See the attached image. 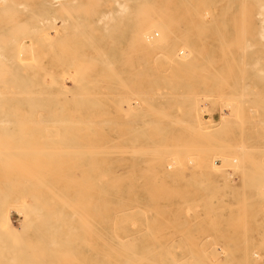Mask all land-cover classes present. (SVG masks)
I'll use <instances>...</instances> for the list:
<instances>
[{"label": "rangeland", "instance_id": "rangeland-1", "mask_svg": "<svg viewBox=\"0 0 264 264\" xmlns=\"http://www.w3.org/2000/svg\"><path fill=\"white\" fill-rule=\"evenodd\" d=\"M12 1L0 30L66 20L0 44V264H264V0L161 1L151 51L112 0Z\"/></svg>", "mask_w": 264, "mask_h": 264}, {"label": "bare ground", "instance_id": "bare-ground-1", "mask_svg": "<svg viewBox=\"0 0 264 264\" xmlns=\"http://www.w3.org/2000/svg\"><path fill=\"white\" fill-rule=\"evenodd\" d=\"M8 1V2H7ZM63 1V0H62ZM94 1H96V0H94ZM98 1V0H97ZM100 1V0H99ZM115 4H116V7H114L113 9H109L108 8V10H106V11H104V13L102 12V13H100V15H99V17L97 18L98 20H99V22H101V23H103L102 25H105L108 21H109V23L111 22V24L112 25H115V23L116 22H121V20L120 19H123V20H127V21H129V22H131L132 23V25L133 24H135V22H137L138 20L137 19H139L140 18V20L137 22V23H139L138 24V26H137V24L135 25L136 26V29L135 30H133L131 33H128V35L129 36H131V38H132V40L131 39H129V40H131V41H136V40H133V39H138L139 40V38L140 39H143V45H145V46H147V48H148V46H149V44L151 43V31H153L152 30V28L153 27H155L156 29V33L158 34V31H159V35L157 36V37H159V41H160V43H159V47H160V45H169V43H167V40L169 39L168 38V32L170 33V34H172L171 33V30H172V28L170 27V28H167V26L168 25H171L170 23H174L173 21H174V18L173 19H171V17L169 18V12H170V10L168 11V9L166 8V11H163V9L165 8L164 6H163V9H162V11H160L161 9H160V3H161V1H164L165 2V4H169L171 1L170 0H112ZM52 2H56L57 4H59L60 2H59V0H52ZM59 2V3H58ZM74 2V1H73ZM89 2L90 1H86L85 3L86 4H89ZM112 2V3H113ZM183 2V1H182ZM244 2V1H243ZM4 3H6V9H5V12H6V10H7V12H8V14L10 13V11H12L11 12V15H10V17H12V15L13 14H15L16 12L15 11H13L12 10V8H10V5H12L13 7H14V4H15V2L14 1H10V0H0V13H3V11H1V9H2V7H4L3 5H4ZM46 3V2H45ZM56 3H55V5H56ZM85 3H84V6H85ZM92 3V2H91ZM90 3V4H91ZM103 3H105V1L103 2ZM185 3H186V1L185 2H183V3H181V5H185ZM17 4V3H16ZM20 4H22V3H20ZM48 4L51 6V4H50V2L48 1ZM68 4V3H67ZM95 4H96V2H95ZM99 3H97V5H98ZM115 4H113V6L115 5ZM180 4V3H179ZM53 6H54V4H52ZM80 5V4H79ZM79 5L77 6V7H79ZM93 5H94V2H93ZM107 5H108V3H107ZM111 5V4H110ZM163 5V4H162ZM16 6V5H15ZM19 5H17L16 7H18ZM21 6V5H20ZM19 6V7H20ZM41 6H42V4H41ZM44 6V5H43ZM59 6H61V4H59ZM63 6V5H62ZM61 6V12L63 13V15L64 14H68L67 12L69 11V9H68V11H65L66 9H64L63 7ZM109 6V5H108ZM113 6H109L110 8L111 7H113ZM245 6V5H244ZM249 6V5H248ZM11 9H9V8ZM70 8H71V6H69ZM77 7L75 8V9H77ZM90 7H91V5H90ZM167 7V6H166ZM174 7V6H173ZM178 7V6H177ZM242 7V6H241ZM21 8V7H20ZM22 8H24V7H22ZM50 8V7H49ZM64 10H63V9ZM67 8H68V6H67ZM73 7H72V10H75ZM80 8V7H79ZM85 8H87V6L85 7ZM89 8V7H88ZM162 8V7H161ZM183 8V7H182ZM187 8V7H186ZM27 9H28V6H27ZM26 9V10H27ZM81 9V8H80ZM80 9H78L79 11H80ZM90 9H92V8H90ZM160 9V10H159ZM15 10V9H14ZM78 10L76 11L75 10V12L76 13H78ZM243 10V9H242ZM56 11H58V10H56ZM64 11L66 12V13H64ZM89 11V10H88ZM92 11V10H91ZM91 11H89L90 13H91ZM186 11H188V10H186ZM239 11V10H238ZM262 11V10H261ZM260 11V12H261ZM95 12H97V11H92V13H95ZM164 12H166V13H164ZM168 12V13H167ZM246 12V11H245ZM61 13V14H62ZM75 13V14H76ZM82 13V12H81ZM244 13V12H243ZM5 14V13H4ZM4 14H2L3 16H5ZM83 14V13H82ZM89 14V13H88ZM166 14H168V17H167V15ZM16 15V14H15ZM35 15V14H34ZM95 15H97V14H95ZM263 15V14H262ZM33 16V15H32ZM36 17H37V15H35ZM74 16V15H73ZM171 16V15H170ZM261 16V15H260ZM34 17V16H33ZM59 17V16H58ZM58 17H56V16H53V14L51 15V16H49V17H47L46 15L45 16H38V19H37V22L35 23L36 25L35 26H32V27H30L29 28V30H28V33H27V35H26V31H25V28L27 29L28 28V26L26 25V23L25 24H23V21L22 22H19V25L20 24H22V25H24L23 26V28H22V26H21V28H22V30L24 29V34L25 35H23V36H21L20 34H23V33H20V31H22L21 29H19L20 28V26L18 27V26H16V25H18V23H16L15 24V26H13V27H15V28H13L12 29V27L10 28V29H8V28H4V29H1L0 30V42H1V40H4L3 42L5 43V44H3V42L2 43H0V44H2L3 45V49L6 47L5 45L6 44H8V46H12L14 49H12L13 51V53H14V56L16 57V60H17V58H19L21 55H24V54H22L23 53V51L26 49V48H32V46L30 47V45H31V41H32V39H34V38H36V39H38V38H41V40L42 39H45V38H50L51 39V35H49V31H47L48 29L47 28H51V27H54L55 29H56V32L58 31V23L59 22H57V20L59 19ZM58 18V19H57ZM12 18H10V20H11ZM57 19V20H56ZM67 19H69L68 17H67ZM89 19V18H88ZM97 19H95V21H97ZM30 20V19H29ZM32 20V19H31ZM59 20H61L60 21V25H61V22L64 24L65 23V20H66V18L65 19H63L62 17L59 19ZM120 20V21H119ZM173 20V21H172ZM8 21V20H7ZM70 21V20H69ZM76 21V20H75ZM84 22V21H83ZM98 22V21H97ZM98 22V23H99ZM4 23V22H3ZM10 23H12V22H10ZM9 23V24H10ZM62 24V25H63ZM81 24V23H80ZM80 24H77V21H76V25L78 26V25H80ZM87 24H88V22H87ZM140 24H141V26H140ZM7 25H8V23H7ZM109 25V24H108ZM5 26H6V24H5ZM26 26V27H25ZM72 26H74L73 25V22H72ZM76 26V27H77ZM89 26V25H88ZM90 26H91V24H90ZM106 26V25H105ZM140 26V27H139ZM18 27V28H17ZM79 27H81V26H78V28ZM139 27V28H138ZM65 28V27H64ZM165 28H167V29H165ZM13 31H12V30ZM17 29V31H15ZM19 29V30H18ZM77 29V28H76ZM75 29V30H76ZM79 29H81V28H79ZM90 29H91V27H90ZM114 29V28H113ZM197 29V28H196ZM74 30V29H73ZM74 30V31H75ZM78 30V29H77ZM106 30V29H105ZM117 30V29H116ZM168 31V32H163V31ZM174 30V29H173ZM173 30H172V32H173ZM12 31V32H11ZM19 31V33H17ZM79 31V30H78ZM16 34V36L17 37H19V35L21 36V37H19V38H16L15 37V35H13L14 33ZM81 32H84L82 29H81ZM92 32H96L95 30L94 31H92ZM106 32V31H105ZM163 32V33H162ZM153 34V33H152ZM260 34V33H259ZM263 35V37H264V34H262ZM33 36V37H32ZM58 36V35H57ZM167 36V37H166ZM180 36V35H179ZM187 36V35H186ZM137 37V38H136ZM60 38V37H59ZM177 38V37H176ZM62 40V39H61ZM60 40V41H61ZM89 40V39H88ZM87 40V41H88ZM137 40V41H138ZM25 41H28L29 43H25ZM34 41H39V39L38 40H34ZM54 41V40H53ZM141 41V40H140ZM153 41V40H152ZM159 41H157V42H159ZM90 42H92V41H90ZM142 42V41H141ZM175 42V41H174ZM44 43H46V42H44ZM132 43V42H131ZM136 43V42H135ZM134 43V44H135ZM181 43H183V42H181ZM53 44V43H52ZM142 44V43H141ZM60 45H61V43H60ZM193 45H195V44H193ZM248 45V44H247ZM139 46H142V45H139ZM145 46H143L142 48H144L145 49ZM173 46V45H172ZM252 46V45H251ZM2 47V46H1ZM0 47V50L2 49ZM48 47V46H47ZM129 47H130V45H129ZM133 47V46H132ZM150 47H155L154 45H151L150 44V46H149V49H148V51H151L153 48H150ZM243 47H244V45H243ZM28 48V49H29ZM94 48V47H93ZM92 48V49H93ZM134 48H136V47H134ZM2 49V50H3ZM5 49H8V48H5ZM151 49V50H150ZM155 49H161V48H157V47H155ZM245 49V48H244ZM10 50V51H9ZM95 50V49H94ZM193 50V49H192ZM4 51V50H3ZM8 51L10 52V53H12L11 52V49H8ZM7 51V53L6 54H8V55H10V53ZM134 51V50H133ZM163 51V50H162ZM124 52H126V51H124ZM145 52V51H144ZM147 52V51H146ZM145 52V53H146ZM163 52H167V51H163ZM172 52V51H171ZM175 52V51H174ZM174 52H172V53H170L172 56H174L173 55V53ZM32 53V52H31ZM134 53V52H133ZM151 53H153V52H151ZM29 54H30V51H29ZM124 54V53H123ZM132 54V53H131ZM170 54H168V52L163 56V57H167V55H170ZM177 55L176 56H174V57H179L178 55V51H177V53H176ZM121 55V54H120ZM160 55V54H159ZM30 56H31V54H30ZM88 56V55H87ZM102 56H103V54H102ZM149 56H150V53H149ZM5 57H6V55L5 54H3L2 53V51H0V59H5ZM82 57V56H81ZM89 57V56H88ZM137 57V56H136ZM156 57V56H155ZM169 57V56H168ZM167 57V58H168ZM181 57V56H180ZM8 59H9V57H8ZM12 59V58H11ZM10 59V60H11ZM35 58H33L32 60H34ZM84 59V58H83ZM94 59V58H93ZM93 59H92V61H93ZM148 59V58H147ZM174 59V58H173ZM172 59V60H173ZM185 59V58H184ZM187 59V58H186ZM194 59V58H193ZM91 60V59H90ZM22 61V60H21ZM20 61V62H21ZM26 61V60H25ZM30 61V60H29ZM104 62L106 61V60H103ZM151 61V60H150ZM0 62H1V60H0ZM18 62V61H17ZM23 62H24V60H23ZM27 62V61H26ZM33 63H35L34 61H32ZM104 62H102V63H104ZM2 63H3V61H2ZM2 63H1V70H0V72L3 70V68H6V67H3V65H2ZM19 63V62H18ZM22 63V62H21ZM84 63V62H83ZM82 63V64H83ZM95 63V62H94ZM106 63V62H105ZM14 64V63H13ZM26 64V63H25ZM86 65H87V63H85ZM5 65V64H4ZM84 65V64H83ZM104 65V64H103ZM109 65V64H108ZM173 65V64H172ZM10 66H12V64L10 65ZM34 67V66H33ZM80 67H82V66H80ZM35 68V67H34ZM79 68V67H78ZM9 68H7V69H4V71L3 72H5V70L7 71ZM11 69V68H10ZM16 69V68H15ZM14 69V70H15ZM111 69V68H110ZM30 70V69H29ZM83 70V69H82ZM154 70V69H153ZM9 71V70H8ZM7 71V72H8ZM89 71V70H88ZM10 72V71H9ZM23 74H24V72H22ZM2 73H0V75H1ZM5 74V75H4ZM6 74L7 73H3L2 74V81H4V78H3V76L5 77L6 76ZM9 74V73H8ZM15 74H16V72H15ZM35 74V73H34ZM81 74H82V72H81ZM62 74H58V75H56V79H54V81H51V86H53V87H56V88H59V89H63V88H65L66 86H64V84H63V80L65 79V78H63V76H61ZM8 76V75H7ZM9 76L11 77V73L9 74ZM42 77H43V75H42ZM162 78V77H161ZM10 79V82H11V78H9ZM33 79V78H32ZM43 79V78H42ZM15 80V79H14ZM51 80V79H50ZM1 81V80H0ZM2 81L0 82V84L2 85ZM41 81V80H40ZM9 82V81H8ZM12 82H13V80H12ZM171 82V81H170ZM3 84H4V82H3ZM7 84V83H6ZM37 85V84H36ZM9 87V86H8ZM49 87H50V85H49ZM122 87H124V86H122ZM19 88V87H18ZM127 88V87H126ZM0 89H3V87L2 86H0ZM5 89V88H4ZM172 90V89H171ZM23 93V92H22ZM140 95V94H139ZM155 95V94H154ZM165 95V94H164ZM210 96V95H209ZM151 97L152 96H146L145 97V99H144V101L145 102H147V104H148V101L150 100V101H152V99H151ZM2 98L3 97H1L0 98V100L2 101ZM14 98V97H13ZM144 101H142L141 100V102L143 103ZM144 102V103H145ZM184 103V102H183ZM130 104V103H129ZM146 104V103H145ZM146 104V105H147ZM0 106H2V105H0ZM148 106V105H147ZM149 106H150V104H149ZM152 106V105H151ZM1 108V107H0ZM6 108H7V106H6ZM1 109H3V108H1ZM8 109V108H7ZM6 109V110H7ZM5 110V112H7ZM59 110V109H58ZM155 110V109H154ZM76 111V110H75ZM2 113V110L0 111V114ZM157 113H158V111H157ZM10 114V113H9ZM9 114L7 115V116H9ZM2 115V114H1ZM5 115V114H4ZM3 115V116H4ZM160 115V114H159ZM162 115V114H161ZM46 116V115H45ZM163 117V116H162ZM3 118V117H2ZM5 118H6V116H5ZM4 118V119H5ZM59 118V117H58ZM66 118V117H65ZM62 119V118H61ZM71 119V118H70ZM70 119L68 120V122L70 121ZM73 119V118H72ZM175 119V118H174ZM223 119V118H222ZM0 120H1V118H0ZM33 120V119H32ZM85 121H87V120H85ZM2 122V121H1ZM6 123V122H5ZM70 123V122H69ZM189 127V126H188ZM191 128V127H190ZM24 129V128H23ZM68 132V131H67ZM39 134V133H38ZM40 135V134H39ZM78 135V134H77ZM47 136V135H46ZM66 136V135H65ZM42 137V136H41ZM71 138V137H70ZM49 142V141H48ZM187 146V145H186ZM33 147V146H32ZM243 147V146H242ZM175 148H177V147H175ZM72 149V148H71ZM160 149V148H159ZM260 149V148H259ZM2 150V149H1ZM117 150V149H116ZM121 150V149H120ZM149 150V149H148ZM242 150V149H241ZM31 151V150H30ZM56 151V150H55ZM144 151V150H143ZM116 152V151H115ZM152 152V151H151ZM1 153V152H0ZM159 153V152H158ZM163 154V153H162ZM161 157V156H160ZM6 159V158H5ZM148 160V159H147ZM146 162V161H145ZM257 163V162H256ZM169 164V163H168ZM160 167V166H159ZM261 168V167H260ZM249 170V169H248ZM161 172V171H160ZM260 172V171H259ZM28 173V172H27ZM262 174V173H261ZM257 177V176H256ZM34 178V177H33ZM21 183V182H20ZM19 183V184H20ZM43 183V182H42ZM242 183V182H241ZM242 186V185H241ZM54 187V186H53ZM255 188V187H254ZM48 189H49V187H48ZM51 191V190H50ZM168 193V192H167ZM103 194V193H102ZM169 194V193H168ZM231 196V195H230ZM244 196V195H243ZM53 197V196H52ZM51 198V197H50ZM50 200V199H49ZM84 200V199H83ZM16 202V201H15ZM66 203V202H65ZM2 204H3V202H2ZM67 204V203H66ZM144 204V203H143ZM239 204V203H238ZM58 205V204H57ZM142 206V205H141ZM194 206H196V205H194ZM19 207V206H18ZM23 209V208H22ZM134 209V208H133ZM18 210V209H17ZM32 210H34V209H32ZM73 210V209H72ZM145 210V209H144ZM144 210L142 211V212H144ZM184 210H185V208H184ZM19 211V210H18ZM35 211H36V209H35ZM34 211V212H35ZM186 211V210H185ZM188 211V210H187ZM20 212V211H19ZM38 212V211H37ZM36 212V213H37ZM75 213V212H74ZM145 213V212H144ZM186 214V213H185ZM35 215V214H34ZM143 215H145V214H143ZM80 216V215H79ZM183 216V215H182ZM186 216H188V215H186ZM35 217H36V215H35ZM39 217V216H38ZM111 217V216H110ZM116 217V216H115ZM2 219H4L5 218V215H4V218L3 217H1ZM72 218V217H71ZM109 218V217H108ZM2 221V220H1ZM7 220H6V218H5V220H3L2 222H3V224H1L2 226H5V225H7L8 226V224H6L5 222H6ZM54 224V223H53ZM61 224V223H60ZM55 225V224H54ZM113 225V224H112ZM86 226V225H85ZM105 226H108V225H105ZM114 226V225H113ZM112 226V227H113ZM111 227V226H110ZM109 227V228H110ZM5 228V227H4ZM3 228V229H4ZM102 228V227H101ZM100 228V229H101ZM107 228V227H106ZM106 228H105V230H106ZM109 228H108V230H109ZM2 229V228H1ZM1 229H0V231H1ZM2 229V230H3ZM26 229V228H25ZM60 229V228H59ZM72 229V228H71ZM8 230V229H7ZM75 230V229H74ZM104 230V231H105ZM102 232V231H101ZM118 232V231H117ZM113 233V232H112ZM115 233H116V231H115ZM53 234V233H52ZM100 234H102V233H100ZM112 235V234H111ZM7 236H8V234H7ZM106 236H108V235H106ZM97 237H98V235H97ZM110 237V236H109ZM114 237V236H113ZM120 237V236H119ZM1 238L2 239H5L4 237H2L1 236ZM1 238H0V242H2V241H4L5 242V240H2L1 241ZM7 238V237H6ZM10 238V237H9ZM9 238H7V239H9ZM100 238V237H99ZM12 239V238H11ZM20 239V238H19ZM50 239V238H49ZM115 239V238H114ZM118 239V238H117ZM54 240V239H53ZM103 240V239H102ZM9 240H7L6 242H7V244H10L9 242H11V241H9ZM51 241V240H50ZM99 242H100V240H99ZM122 242V241H121ZM15 243V242H14ZM13 243V244H14ZM6 244V245H7ZM120 244V243H119ZM122 244V243H121ZM60 245V244H59ZM9 246V245H8ZM7 246V248H8V250L9 249H11V247H15V245H10L9 247ZM18 246V249L17 250H19V245H17ZM102 246V245H101ZM110 246V245H109ZM55 247V246H54ZM108 247V246H107ZM3 248V247H2ZM2 248H1V246H0V253H3L2 252ZM7 248H6V250H7ZM109 251V250H108ZM112 251V250H111ZM111 251H109L110 253H111ZM126 251V250H125ZM20 252V251H19ZM99 252V251H98ZM104 252H106V251H104ZM104 252H103V254H104ZM117 252V251H116ZM120 253V252H119ZM107 254V253H106ZM121 255H122V253H120ZM127 254H128V252H127ZM98 255V254H97ZM108 255V254H107ZM116 255H117V253H116ZM131 255V254H130ZM169 255V254H168ZM0 256H1V258L3 257V255L2 254H0ZM101 256V255H100ZM105 256V255H104ZM104 256H103V258H104ZM110 256V255H109ZM109 256H108V259L110 260V258H109ZM128 256V255H127ZM136 256V255H135ZM120 257H122V256H120ZM103 258H101V259H103ZM117 258H119V257H117ZM130 258V257H129ZM137 258V257H136ZM3 259H4V257H3ZM138 259V258H137ZM111 260H112V258H111ZM130 260V259H129ZM128 260V261H129ZM172 260V259H171ZM6 261V260H5ZM10 261V260H9ZM35 261V260H34ZM114 262L116 261V259L115 260H113ZM119 261H120V259H119ZM127 261V260H126ZM127 261V262H128ZM136 261V263L135 264H137V260H135ZM100 262V261H99ZM101 262H103V261H101ZM101 262L99 263V264H101ZM107 262V261H106ZM118 262V261H117ZM133 262V261H132ZM96 263V262H95ZM126 263V262H125ZM139 263V262H138ZM6 264V263H5ZM98 264V263H97ZM108 264V263H107ZM109 264H110V262H109ZM133 264V263H132ZM143 264V263H142Z\"/></svg>", "mask_w": 264, "mask_h": 264}]
</instances>
